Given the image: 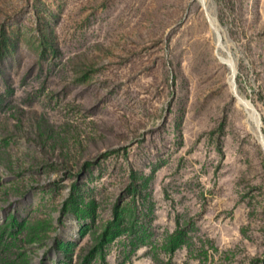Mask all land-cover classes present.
I'll list each match as a JSON object with an SVG mask.
<instances>
[{
  "label": "rangeland",
  "instance_id": "1",
  "mask_svg": "<svg viewBox=\"0 0 264 264\" xmlns=\"http://www.w3.org/2000/svg\"><path fill=\"white\" fill-rule=\"evenodd\" d=\"M0 264H264V0H0Z\"/></svg>",
  "mask_w": 264,
  "mask_h": 264
}]
</instances>
